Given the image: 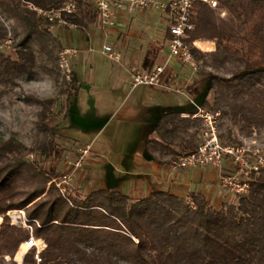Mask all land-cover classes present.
Listing matches in <instances>:
<instances>
[{"label":"trees","instance_id":"1","mask_svg":"<svg viewBox=\"0 0 264 264\" xmlns=\"http://www.w3.org/2000/svg\"><path fill=\"white\" fill-rule=\"evenodd\" d=\"M64 1L0 0V100L20 88L26 76L32 80L38 71L52 75L59 69L58 55L64 46L52 30L57 27L30 6L49 10ZM216 1L230 19H219L217 9L196 0L191 15L195 28L187 42H215L213 53L193 49L196 61L204 67L234 66L229 80L201 70V79L194 84L208 83L201 107L230 120L231 128L220 134V140L237 146L234 128L245 135L264 128V0ZM1 19L14 22L15 56L2 49L11 39ZM95 19L90 5L67 17L84 27ZM28 98L41 108L37 126L44 142L37 150L45 160H59L51 125L59 100ZM186 121L177 113L164 115L155 124L158 140L149 141V149L170 151L174 156L197 151L198 133L184 136L189 127ZM27 151L13 138L0 143V264L14 263L31 236L46 247L38 255L30 250L23 264H264V171L251 174L247 193L231 194L233 199L220 206L197 193L192 208L168 191L137 199L106 188L84 197L73 195L72 190L64 195L57 186L61 173L28 161ZM14 210H26L32 233L12 224L8 214Z\"/></svg>","mask_w":264,"mask_h":264},{"label":"rangeland","instance_id":"2","mask_svg":"<svg viewBox=\"0 0 264 264\" xmlns=\"http://www.w3.org/2000/svg\"><path fill=\"white\" fill-rule=\"evenodd\" d=\"M217 17L226 21L230 19V15L222 11V9H217ZM1 21L9 28L11 39L2 49L15 56L14 50H12L15 27L14 22L4 21L3 19H1ZM127 26L125 34L135 33L139 36L142 41V49L145 53L155 54L163 49L160 55V65H165L169 58V43L164 42L168 24L162 13L156 10L153 12L145 11L142 15L133 13L130 15ZM101 28H103V25L98 19H95L85 27L78 25L76 28L52 29L54 34L57 35L63 43L64 48L76 50L80 48L81 51L87 53L94 64V75L99 77V83L104 82V76H106L105 73L108 72V69L115 68L116 71L121 72L125 64L123 58H121V62L117 63L103 54L104 46H113L116 37L114 34L109 35L108 32L101 31ZM181 67L188 73L187 88L190 87L189 89L186 88L183 94L187 97L195 94V97L192 96L193 98L188 97L189 105L195 109L196 106L202 104L208 85L206 81H200L197 85L194 84L196 80L198 81L201 79L198 77L201 70L214 72L225 80H229L234 73L233 70H231L234 68L231 63L227 64V69L220 68L219 70H215L211 67H204V65L200 63L195 74H193L190 69L184 66ZM87 68L89 69L90 66L88 65ZM84 70V65H80V63L77 64L78 73ZM90 75H93V73ZM89 77L90 76L84 78L79 76L77 78L79 86L83 87L86 91L89 90V86H91V77L90 79ZM20 86V88H16L4 95L0 100V143L13 138L24 144L28 149L26 152V159L28 161L36 160L39 162L41 168L47 171L55 169L61 173L62 177L57 184L63 181L64 176L70 174L73 170L72 165L76 164L81 158V151L87 149V147H89L88 145H91L93 142L102 145L107 144V146L113 147L114 150H119L121 146H126L128 144L135 145L136 141H133V143H129L128 141L137 136L138 130L134 124H132L133 122H128L123 119L125 112H127V106L125 105L127 104V100L125 101V97H122V99L117 102V107L112 111L110 108L104 109L99 107L95 102L99 95L102 96V94L98 95L92 92L94 98L90 95L88 99L89 108L85 109L81 106L78 107L75 99H71L70 101L67 100L68 97L73 96L77 84L76 82L74 83V78L72 83L65 82L58 67L52 75H47L42 71H38L32 80L27 79L26 76L21 80ZM31 96L41 100L52 98H58L59 100L51 118V125L55 129L57 135L55 138L56 143L61 153L59 160H45L37 150L38 145L44 142V136L38 131L37 126L38 113L41 108L34 101H28V97ZM196 96H199V98ZM208 101H213V94L208 96ZM67 107L68 116L65 120ZM218 127L220 134H226V131L231 128L230 120L226 117L219 118ZM203 128V123L202 126L198 123L197 127L189 134L196 133V129H200L202 132ZM233 130L237 146L245 148H264V128L257 129L250 135L241 133L238 128H234ZM198 141L199 144H201V137ZM227 145L235 146L230 142L227 143ZM91 152L92 148L90 147V152L83 159L82 167L75 171L71 181L67 184V191L64 195L72 190L73 195L75 193V195L84 197L89 192L102 188L110 190H118L121 188V181L124 177L118 171L113 170L114 162H116L118 158L113 156V152L110 150H106L105 153H101L97 157L91 155ZM177 158L178 157L173 158L172 162L176 161ZM117 167L119 168V166ZM132 198L137 199L139 197ZM217 206H220V204ZM8 215L12 224L24 227L32 233L33 229H28L29 225L26 222V210H14L9 212ZM2 222L0 220V225ZM38 244L39 251H43L46 247L45 243L42 240H38ZM20 250H22V247L19 251ZM30 250L36 251L37 253L36 248L28 249V247L26 251L22 252L28 253ZM9 260L10 259L7 258V261ZM9 264H23V258L16 255L15 262H10Z\"/></svg>","mask_w":264,"mask_h":264},{"label":"crops","instance_id":"3","mask_svg":"<svg viewBox=\"0 0 264 264\" xmlns=\"http://www.w3.org/2000/svg\"><path fill=\"white\" fill-rule=\"evenodd\" d=\"M143 13L145 11L138 12L139 15ZM129 18L130 16H123L116 26L101 28V31L108 32L109 35L114 34L116 37L113 47L120 53L121 58L125 60L121 72L116 71L115 68L108 69V72L105 73L106 76H104V82L99 83V77L94 75V64L86 52L78 48L79 55L74 61V83L76 82L77 88L73 96L68 97L67 100L75 99L78 107L81 106L88 109V99L92 95V92L98 95L102 94V96L99 95L98 99L96 98L95 103L101 108H110L113 111L118 105L117 102L122 97H125V101L127 100V104H125L127 106V112H125L123 119L128 122H133L132 124L138 130L137 136L128 141L129 143L136 141L135 145L128 144L121 146L119 150H114L113 147L107 146V144L102 145L93 142L91 145H88L92 148L91 155L97 157L99 154L105 153L106 150L113 152V156L118 158L114 162L113 170L118 171L124 177L121 181V188L115 191H121L130 197L140 198L146 197L152 192L168 191L184 199L201 193L211 204L217 205L231 200V194L222 190L218 184V171L216 169L211 167L182 169L176 167L172 159L183 155L185 151L178 156H174L170 151H163L161 153L158 149L152 147L149 149L148 142L158 140L155 132V124L164 115L177 113L182 119L187 120L186 124L189 127L187 133L185 131L184 136L192 135L189 133L197 127L198 123L202 126L203 121L200 118L194 117L197 114V110L188 103V97L193 98L195 94L188 97L183 94L187 88L188 73L177 62L169 65L164 78V87L142 86L136 89L131 88L130 83L133 75L137 73H149L157 66H160V55L163 49L155 54L145 53L142 49V41L139 36L135 33L125 34ZM167 39L169 38L165 33V43L168 42ZM195 46L207 53L216 51V44L212 41H197L195 42ZM79 63L80 65H84L85 70L78 73L77 64ZM88 65L90 66L89 69L87 68ZM89 73H93V75ZM79 76L84 78L91 77L89 79L92 87L89 86V90L86 91L83 87L79 86V82H77ZM92 97L94 98L93 95ZM196 97L199 98V96ZM67 112L68 107L65 113V120L68 116ZM196 133H198L199 140L201 130L196 129ZM174 149L176 151L180 150L179 148ZM223 172L228 175L236 174L237 170L230 158L225 159ZM0 220L2 222V218ZM24 245L22 244L21 247ZM26 254L27 252H22L21 250L17 253L23 259Z\"/></svg>","mask_w":264,"mask_h":264},{"label":"built area","instance_id":"4","mask_svg":"<svg viewBox=\"0 0 264 264\" xmlns=\"http://www.w3.org/2000/svg\"><path fill=\"white\" fill-rule=\"evenodd\" d=\"M196 0H65L59 8L42 10L30 6L40 15L45 17L58 29L76 28L67 17L78 15L82 8L90 5L103 27H114L123 16H130L133 13L144 11H159L165 17L167 26L166 34L169 43V58L165 65L157 66L149 73H137L131 80V88L138 87H164V78L171 63L177 62L195 74L199 63L193 55L195 43L187 42L189 32L193 31L195 25L191 22L193 6ZM213 9H218L216 0H203ZM103 54L114 62H121V55L113 46L105 45ZM78 56V50L64 48L58 59L60 72L66 82H72L74 78V60ZM195 118L203 121L201 132L202 142L197 151L181 155L174 161L176 167L182 169H200L211 167L218 171V184L220 188L230 194H245L251 187L250 176L253 173L264 171V148H245L240 146L224 145L220 140L218 120L220 113L213 114L201 106H196ZM90 152V146L81 151L82 155L70 174L64 176L62 182L57 184L61 193L67 191V184L71 181L73 174L83 165V159ZM230 158L237 172L228 175L223 172V163ZM186 203L195 208L193 198L186 197ZM28 229H32L30 226ZM28 249H37V255L41 252L38 249V240L31 236L26 242ZM38 258V256H37ZM38 261L40 259L38 258Z\"/></svg>","mask_w":264,"mask_h":264},{"label":"bare ground","instance_id":"5","mask_svg":"<svg viewBox=\"0 0 264 264\" xmlns=\"http://www.w3.org/2000/svg\"><path fill=\"white\" fill-rule=\"evenodd\" d=\"M27 250V245L25 244L23 247H22V250L21 251H26Z\"/></svg>","mask_w":264,"mask_h":264},{"label":"water","instance_id":"6","mask_svg":"<svg viewBox=\"0 0 264 264\" xmlns=\"http://www.w3.org/2000/svg\"><path fill=\"white\" fill-rule=\"evenodd\" d=\"M201 106V105H200Z\"/></svg>","mask_w":264,"mask_h":264}]
</instances>
